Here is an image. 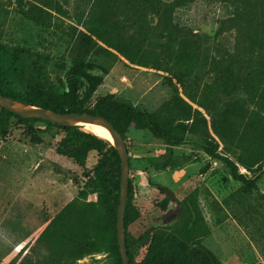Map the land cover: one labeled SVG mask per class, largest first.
<instances>
[{"label": "rangeland", "instance_id": "374dc122", "mask_svg": "<svg viewBox=\"0 0 264 264\" xmlns=\"http://www.w3.org/2000/svg\"><path fill=\"white\" fill-rule=\"evenodd\" d=\"M184 1L186 6L177 8L176 21L187 29V51L195 49L201 57L190 81L152 67V47L156 48L154 53L164 52L168 43L167 32L157 18L149 23L153 46L149 40L137 47L126 46L149 66L133 63L55 11L48 26L39 25L19 12L17 0H0L1 43L10 49L16 45L30 48L37 74L58 92H64L70 83L84 99L89 77H100L96 91L83 100L84 109L93 107L98 98L114 94L131 99L158 120L174 118L188 123L186 139L168 153L166 141L154 136L138 118L118 119L130 158L126 236L135 264L142 263L155 243H160L155 253L157 263L180 253L207 264L206 256L198 250L202 245L220 264H264V165L258 167L249 146L250 141L264 135V116L255 101L240 105L232 103L230 97L221 102L211 96L203 100L206 107L201 104L208 86L224 80V74L216 73L205 59L216 54L217 43L224 47L222 52L236 48L237 25L226 22L222 34H217L221 21L227 18L223 2ZM70 24L87 32L88 37L74 32ZM247 42H240L238 54L251 48ZM225 62H221L224 70ZM80 63L96 66L69 76ZM227 70L231 77L224 80L226 83L244 73L235 62ZM20 71L17 63L9 72L0 71V83L15 81ZM27 77L29 82L34 75ZM182 99L202 111L198 119L192 117ZM64 135L56 125L22 120L3 113L0 107V264H20L25 258L30 264H120L118 247L111 246L106 215L97 217L93 211L99 192L94 183L99 178L106 182L104 190L112 210L119 205L118 158L108 144L90 150L83 167L58 153ZM206 139L219 143L218 156L209 155ZM226 157L236 161L248 179H255L253 187L247 188L243 180L232 176ZM160 186L169 187L178 202ZM76 208L87 216L91 234L86 232L84 218L80 225L73 216ZM171 214L175 216L167 219ZM109 224L116 226L115 217Z\"/></svg>", "mask_w": 264, "mask_h": 264}, {"label": "trees", "instance_id": "16d2710c", "mask_svg": "<svg viewBox=\"0 0 264 264\" xmlns=\"http://www.w3.org/2000/svg\"><path fill=\"white\" fill-rule=\"evenodd\" d=\"M40 5H36L31 0H17L19 12L33 19L37 24L48 26L52 12L55 11L61 16L70 21L84 27L89 33L103 40L108 45L118 49L127 59L133 63L149 66L146 59L139 60L131 52L126 49V46L137 47L142 41L152 42V28L149 23L157 18L159 23L168 35V43H166V51L154 53L156 48L153 46L150 51L151 59L154 60L152 67L159 70H166L174 73L181 80H191L190 74L195 72V66L200 61L201 57L197 50L187 51L185 41L187 37V29L182 24L176 21L177 8L185 7L184 0H37ZM226 8L227 18L221 21V27L217 34H222V25L226 22H235L237 45L234 50H224L221 43H217L216 54L206 57L207 63H210L216 73L224 74V80L229 81L231 77L230 71L227 70L234 62L243 69V74L234 75L230 83L222 82L212 83L207 90L202 93L203 98L201 104L205 107L207 103L203 100H208L211 96L218 101L225 102L226 98H231L232 103L243 105L241 102L255 101L260 106L259 113L264 116V0H221ZM28 3L30 6H26ZM1 27V23H0ZM74 32H79V35L88 37V33L79 30L73 24H70ZM247 39L250 42V49L242 54H238L240 42ZM195 44L198 41L193 38ZM247 42V43H248ZM198 45V44H197ZM156 46V45H155ZM159 46V45H157ZM160 47V46H159ZM138 51L141 48L137 49ZM173 51V53L170 52ZM34 55L30 48L22 45H16L12 49L4 46L1 43L0 32V71L13 68L17 63L21 69L17 74L15 81L10 83H0V92L20 99L25 102L38 104L47 108H51L58 112H89L96 115H103L110 119L113 124L124 134V127L118 123L120 117L127 119L138 118L144 126L149 129L154 136L162 138L168 144V153L173 152L175 145H180L184 142L189 132L188 123L184 120L167 118L158 120L155 115L134 103L131 99L114 94L100 97L90 109H84L83 100L90 98L100 84V77H89V86L87 88L84 99H80L78 93L72 84H68L64 92H58L54 86L43 83L41 77L37 74V63L33 59ZM226 59L225 70L221 68V62ZM203 62H206V61ZM96 65L94 63H80L76 65L70 72L71 77L79 74L81 69H92ZM22 74V75H21ZM34 75L33 80L27 82V76ZM21 84L22 87H17ZM242 94V95H241ZM241 95V96H240ZM192 98L196 96L192 95ZM194 96V97H193ZM189 112H192V117L198 119L202 111L198 108L194 109L191 104L182 99ZM3 113L20 118L22 120H40L58 126L65 132L64 137L59 142L58 153L75 159L81 166H86L87 153L94 148L107 147L118 158V169L120 173V186L118 187V198L120 200L121 193V157L118 150L108 139L91 131H85L82 125H60L49 120L31 117L25 118L14 112L0 106ZM194 111V112H193ZM207 152L209 155L218 156L219 143L214 140L206 139ZM250 148L253 150L255 163L258 167L264 165V135L249 142ZM227 165L230 167V172L235 179H240L245 182L247 188H251L255 184V179H248L247 176L239 171L238 164L229 157L225 158ZM250 169V166L246 164ZM257 170V169H256ZM104 179H96L94 186L98 189V204H95L93 211L98 217L104 218L106 215L108 230L112 239L111 246L118 247L120 264L123 259L120 253L118 236H117V217L118 206L114 211L107 194ZM105 189V190H104ZM120 189V191H119ZM129 197V196H128ZM79 209H74L75 219H79L80 225L82 219L85 220L86 232L91 234L92 230L88 224L87 216L79 213ZM84 212V211H83ZM77 217V218H76ZM115 217L116 226H110L109 219ZM129 212L128 204L125 213V226L128 223ZM73 220V219H71ZM100 220V218H99ZM80 232V229L77 232ZM81 237H84L81 234ZM87 238V237H85ZM127 239V237H126ZM88 240V239H87ZM159 244V245H158ZM75 243L74 247H76ZM160 243H155L151 246L150 252L141 264H201L195 261L191 256L176 253V256H171L163 261L156 262V249ZM128 247V240H127ZM187 248V247H186ZM183 249L182 252L185 251ZM207 259V264H220L219 259L210 251V249L199 245L198 248ZM65 252V251H64ZM129 252V249H128ZM130 263L135 264L130 256ZM55 262H62L61 259H53ZM30 259L25 258L20 264H30Z\"/></svg>", "mask_w": 264, "mask_h": 264}, {"label": "water", "instance_id": "95a60500", "mask_svg": "<svg viewBox=\"0 0 264 264\" xmlns=\"http://www.w3.org/2000/svg\"><path fill=\"white\" fill-rule=\"evenodd\" d=\"M0 106L8 109L15 114L25 118L37 117L49 120L60 125H89L100 124L106 127L110 132V140L118 150L121 157V193L120 202L118 205L117 217V236L120 253L124 264H131L127 247L125 213L128 204L129 196V175H130V158L126 139L123 134L117 129L113 122L103 115H96L89 112H58L51 108H47L38 104L29 103L16 99L9 95L0 92ZM160 188L169 194L172 199L178 202L175 193L166 186ZM174 214L168 215L167 219L174 217Z\"/></svg>", "mask_w": 264, "mask_h": 264}, {"label": "bare ground", "instance_id": "6f19581e", "mask_svg": "<svg viewBox=\"0 0 264 264\" xmlns=\"http://www.w3.org/2000/svg\"><path fill=\"white\" fill-rule=\"evenodd\" d=\"M86 128L92 131L93 133L97 134L98 136H101L107 139L111 138L109 130L100 124H89V125H86Z\"/></svg>", "mask_w": 264, "mask_h": 264}, {"label": "crops", "instance_id": "0c3cea01", "mask_svg": "<svg viewBox=\"0 0 264 264\" xmlns=\"http://www.w3.org/2000/svg\"><path fill=\"white\" fill-rule=\"evenodd\" d=\"M47 223H45V225H46Z\"/></svg>", "mask_w": 264, "mask_h": 264}]
</instances>
